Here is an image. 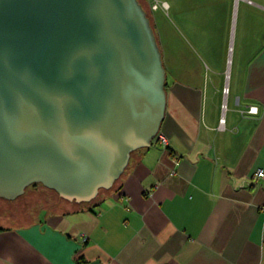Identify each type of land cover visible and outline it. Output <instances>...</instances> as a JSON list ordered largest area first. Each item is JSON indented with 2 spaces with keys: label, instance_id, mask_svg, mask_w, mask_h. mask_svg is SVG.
<instances>
[{
  "label": "crops",
  "instance_id": "obj_1",
  "mask_svg": "<svg viewBox=\"0 0 264 264\" xmlns=\"http://www.w3.org/2000/svg\"><path fill=\"white\" fill-rule=\"evenodd\" d=\"M164 1L167 147L93 203L1 224L0 264H264V0Z\"/></svg>",
  "mask_w": 264,
  "mask_h": 264
},
{
  "label": "water",
  "instance_id": "obj_2",
  "mask_svg": "<svg viewBox=\"0 0 264 264\" xmlns=\"http://www.w3.org/2000/svg\"><path fill=\"white\" fill-rule=\"evenodd\" d=\"M165 84L140 0H0V199L111 190L160 131Z\"/></svg>",
  "mask_w": 264,
  "mask_h": 264
},
{
  "label": "rangeland",
  "instance_id": "obj_3",
  "mask_svg": "<svg viewBox=\"0 0 264 264\" xmlns=\"http://www.w3.org/2000/svg\"><path fill=\"white\" fill-rule=\"evenodd\" d=\"M162 2L164 0H158ZM178 1V0H177ZM189 1V0H187ZM202 3L206 4L211 0H200ZM144 8L146 9L148 16L150 17L152 27L160 46L162 53V59L165 66V44H166V31L170 38L178 37L181 34V27L179 23L173 21L171 24V16L166 13V10L157 9L152 10L151 3L152 0H140ZM179 2V1H178ZM237 8V7H236ZM234 27L235 18H233L232 29H231V45L233 47L234 41ZM231 51V49H230ZM232 54L229 56V61L227 64L231 65ZM237 57V51L234 52V58ZM118 183V181H117ZM34 189V190H33ZM111 190H104L99 193L98 199L104 193H108ZM60 199L57 194L40 184L31 185L26 189L25 194L14 199L5 200L0 199V225H21L24 224L35 216H41L42 209L45 207L48 210L56 209V201ZM67 205V204H64Z\"/></svg>",
  "mask_w": 264,
  "mask_h": 264
},
{
  "label": "built area",
  "instance_id": "obj_4",
  "mask_svg": "<svg viewBox=\"0 0 264 264\" xmlns=\"http://www.w3.org/2000/svg\"><path fill=\"white\" fill-rule=\"evenodd\" d=\"M151 7H152V10H157V9L166 10V8L168 7V4H166L165 1L159 2L158 0H152ZM262 109H264V107ZM259 110L260 109L257 105H249V106H247V108L244 111H241V113L244 116L256 115L259 112ZM219 128L220 129L224 128L223 119H221V121H220ZM152 142H153V144H157L163 148L167 147V145H168L167 137L160 131L156 134V136L154 137ZM263 176H264L263 169H256L252 175V178L254 180H258V179L263 178ZM86 239H87V237L84 236L83 240L86 241Z\"/></svg>",
  "mask_w": 264,
  "mask_h": 264
},
{
  "label": "trees",
  "instance_id": "obj_5",
  "mask_svg": "<svg viewBox=\"0 0 264 264\" xmlns=\"http://www.w3.org/2000/svg\"><path fill=\"white\" fill-rule=\"evenodd\" d=\"M165 87H166V84H165ZM119 180H120V179H119ZM119 180H118V181H119ZM116 184H117V182H116ZM116 184L114 185V187L116 186ZM33 185H35V184H33ZM114 187H113L112 189H114ZM112 189H111V190H112ZM103 191H104V190H103ZM95 200H96V199H95ZM95 200H94V201H95ZM94 201H92L91 203H93Z\"/></svg>",
  "mask_w": 264,
  "mask_h": 264
}]
</instances>
